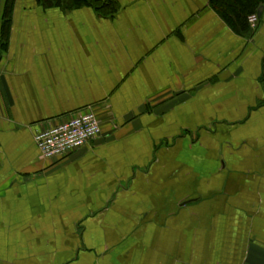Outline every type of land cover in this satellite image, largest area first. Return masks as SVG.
Listing matches in <instances>:
<instances>
[{
  "label": "crops",
  "instance_id": "crops-1",
  "mask_svg": "<svg viewBox=\"0 0 264 264\" xmlns=\"http://www.w3.org/2000/svg\"><path fill=\"white\" fill-rule=\"evenodd\" d=\"M17 0L0 48V264H264V4ZM1 41V23H0ZM93 108L65 156L34 136Z\"/></svg>",
  "mask_w": 264,
  "mask_h": 264
},
{
  "label": "built area",
  "instance_id": "built-area-1",
  "mask_svg": "<svg viewBox=\"0 0 264 264\" xmlns=\"http://www.w3.org/2000/svg\"><path fill=\"white\" fill-rule=\"evenodd\" d=\"M259 19L257 13L248 16L251 28H257ZM102 124L101 118L93 108H85L63 122L37 131L34 139L39 157L51 159L67 155L99 137Z\"/></svg>",
  "mask_w": 264,
  "mask_h": 264
},
{
  "label": "trees",
  "instance_id": "trees-1",
  "mask_svg": "<svg viewBox=\"0 0 264 264\" xmlns=\"http://www.w3.org/2000/svg\"><path fill=\"white\" fill-rule=\"evenodd\" d=\"M16 0H6L1 17V41L0 48L4 49L7 43V36L10 30L11 17L15 7ZM46 6H62L67 8H76L83 5H91L97 11L104 14L106 9H114L108 3H100L93 0H40ZM108 1V0H107ZM213 8L219 15L227 21L230 26L237 28L240 32H249L252 30L248 16L258 13L264 0H211ZM107 13V12H106Z\"/></svg>",
  "mask_w": 264,
  "mask_h": 264
},
{
  "label": "rangeland",
  "instance_id": "rangeland-1",
  "mask_svg": "<svg viewBox=\"0 0 264 264\" xmlns=\"http://www.w3.org/2000/svg\"><path fill=\"white\" fill-rule=\"evenodd\" d=\"M16 1H15V3H16ZM5 3H6V0H0V23H1V17H2V13H3V10H4Z\"/></svg>",
  "mask_w": 264,
  "mask_h": 264
},
{
  "label": "water",
  "instance_id": "water-1",
  "mask_svg": "<svg viewBox=\"0 0 264 264\" xmlns=\"http://www.w3.org/2000/svg\"><path fill=\"white\" fill-rule=\"evenodd\" d=\"M263 7L261 6L259 9V15H261V11H262Z\"/></svg>",
  "mask_w": 264,
  "mask_h": 264
}]
</instances>
